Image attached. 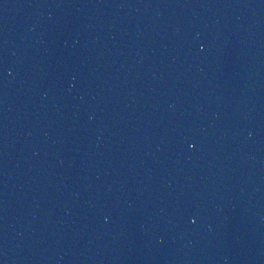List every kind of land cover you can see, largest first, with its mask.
Masks as SVG:
<instances>
[{"label": "water", "instance_id": "1", "mask_svg": "<svg viewBox=\"0 0 264 264\" xmlns=\"http://www.w3.org/2000/svg\"><path fill=\"white\" fill-rule=\"evenodd\" d=\"M0 264H264V0H0Z\"/></svg>", "mask_w": 264, "mask_h": 264}]
</instances>
